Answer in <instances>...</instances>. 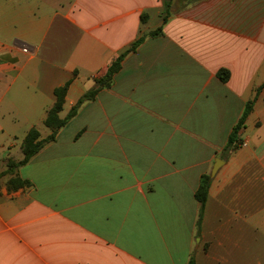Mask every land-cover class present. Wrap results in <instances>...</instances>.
<instances>
[{"label": "crops", "instance_id": "crops-1", "mask_svg": "<svg viewBox=\"0 0 264 264\" xmlns=\"http://www.w3.org/2000/svg\"><path fill=\"white\" fill-rule=\"evenodd\" d=\"M141 37L113 86L0 178V264H264V0H0V175L32 128L51 134L57 87L71 82L65 118ZM254 99L247 146L225 155Z\"/></svg>", "mask_w": 264, "mask_h": 264}, {"label": "trees", "instance_id": "trees-1", "mask_svg": "<svg viewBox=\"0 0 264 264\" xmlns=\"http://www.w3.org/2000/svg\"><path fill=\"white\" fill-rule=\"evenodd\" d=\"M170 15V6L165 3L163 22L167 21L168 16ZM162 34V29L159 28L156 31L150 34L151 37H157ZM145 37H141L135 43L132 44L130 48L125 50L112 64L108 67V70L104 76L94 79L95 86L87 91L78 101L77 103L70 109L65 118H61L60 113L63 111L64 103L66 100V96L70 87L71 82H67L65 85L57 87L54 90L55 103L53 107L48 111L47 117L44 121V125L51 130V134L46 138H41V133L37 128H32L26 135L23 144H22V160L15 162L10 160L7 164V170L4 171L1 175H14L17 169L26 165L30 162V160L36 156L42 148L51 142L56 140V136L58 132L64 128L74 117L77 116L81 106L87 102L94 101L98 94L103 89H108L113 86L114 78L116 74H118L122 69V62L124 58L135 52L138 47L144 42ZM218 77L221 81L226 82L229 78V72L227 70H221L218 73ZM255 104V99L249 101L243 111L241 119L237 126L233 129L228 144L224 149V154L229 155L230 153L239 149V144L242 142L241 139V131L245 127L246 120L250 113L252 112ZM31 183L27 180L21 179L19 176H13L8 181V189L9 190H17L19 188H25L30 186ZM211 186V178L209 175H204L201 177L199 188L195 194L196 200L200 204V215L197 223L198 229L201 228L202 217L205 205L208 200L209 189ZM189 264H196L195 259L192 257Z\"/></svg>", "mask_w": 264, "mask_h": 264}, {"label": "rangeland", "instance_id": "rangeland-1", "mask_svg": "<svg viewBox=\"0 0 264 264\" xmlns=\"http://www.w3.org/2000/svg\"><path fill=\"white\" fill-rule=\"evenodd\" d=\"M45 129H46V128L43 126V127H40L39 130L42 131V132H44ZM25 130H26V127L18 128V129H17L18 135H19V136H24V134H25L24 131H25Z\"/></svg>", "mask_w": 264, "mask_h": 264}, {"label": "built area", "instance_id": "built-area-1", "mask_svg": "<svg viewBox=\"0 0 264 264\" xmlns=\"http://www.w3.org/2000/svg\"><path fill=\"white\" fill-rule=\"evenodd\" d=\"M22 50L25 52V53H28L29 52V47H27L26 45H24L22 47ZM247 146V142L246 141H242L240 144H239V148L241 147H245Z\"/></svg>", "mask_w": 264, "mask_h": 264}, {"label": "water", "instance_id": "water-1", "mask_svg": "<svg viewBox=\"0 0 264 264\" xmlns=\"http://www.w3.org/2000/svg\"><path fill=\"white\" fill-rule=\"evenodd\" d=\"M219 162H220V160H216V165L214 166V169H213L212 174H211L212 178L216 175L218 169L220 168Z\"/></svg>", "mask_w": 264, "mask_h": 264}]
</instances>
